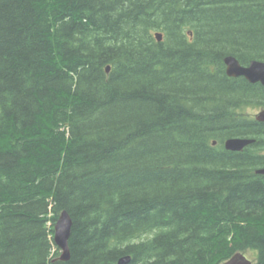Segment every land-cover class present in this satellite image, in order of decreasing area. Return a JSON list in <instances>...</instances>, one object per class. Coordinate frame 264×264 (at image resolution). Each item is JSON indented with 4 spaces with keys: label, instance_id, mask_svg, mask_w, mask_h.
I'll list each match as a JSON object with an SVG mask.
<instances>
[{
    "label": "trees",
    "instance_id": "1",
    "mask_svg": "<svg viewBox=\"0 0 264 264\" xmlns=\"http://www.w3.org/2000/svg\"><path fill=\"white\" fill-rule=\"evenodd\" d=\"M227 55L264 61V0H0V264H264V85Z\"/></svg>",
    "mask_w": 264,
    "mask_h": 264
},
{
    "label": "water",
    "instance_id": "2",
    "mask_svg": "<svg viewBox=\"0 0 264 264\" xmlns=\"http://www.w3.org/2000/svg\"><path fill=\"white\" fill-rule=\"evenodd\" d=\"M192 34V31L190 32ZM156 37L158 41L163 39V33L157 31ZM226 71L229 76L238 77L244 76L248 81L252 83L260 82L264 85V61L254 59L249 64H242L239 59L234 55H227L225 57ZM107 71H110V66L107 67ZM256 119L264 121V108H262L257 114ZM255 141L254 138L247 137H231L225 141V147L232 151H241L246 146L252 144ZM217 141H214L216 144ZM258 173L264 174V167L257 170ZM73 226V220L70 213L67 210H63L55 225L54 241L62 250L61 259L69 260L71 257L69 240L71 237ZM131 261V256L126 255L120 258L119 264H128ZM222 264H254L249 257L242 253L236 252L231 258L223 262Z\"/></svg>",
    "mask_w": 264,
    "mask_h": 264
},
{
    "label": "rangeland",
    "instance_id": "3",
    "mask_svg": "<svg viewBox=\"0 0 264 264\" xmlns=\"http://www.w3.org/2000/svg\"><path fill=\"white\" fill-rule=\"evenodd\" d=\"M259 110H260L259 108H254V107H250V108L248 109V111H249L253 116H255V114H256ZM247 256L252 257V256H250L249 254H247Z\"/></svg>",
    "mask_w": 264,
    "mask_h": 264
},
{
    "label": "bare ground",
    "instance_id": "4",
    "mask_svg": "<svg viewBox=\"0 0 264 264\" xmlns=\"http://www.w3.org/2000/svg\"><path fill=\"white\" fill-rule=\"evenodd\" d=\"M108 72H110V71H108ZM59 218V217H58ZM55 227V226H54ZM54 235H55V232H54ZM56 243V242H55ZM57 245V244H56ZM58 246V245H57ZM59 247V246H58ZM60 248V247H59ZM61 250V249H60ZM61 255H62V250H61V254L59 255V257H60V259H61ZM249 257V256H248ZM249 259H253V257H249ZM63 260V259H62ZM253 261V260H252ZM253 263H254V261H253Z\"/></svg>",
    "mask_w": 264,
    "mask_h": 264
}]
</instances>
